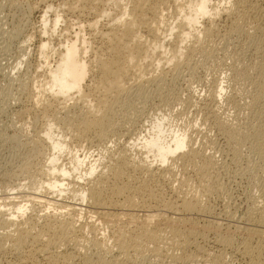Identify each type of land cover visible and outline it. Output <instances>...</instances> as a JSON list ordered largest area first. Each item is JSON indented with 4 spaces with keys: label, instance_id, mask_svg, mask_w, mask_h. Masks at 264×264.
<instances>
[{
    "label": "bare ground",
    "instance_id": "1",
    "mask_svg": "<svg viewBox=\"0 0 264 264\" xmlns=\"http://www.w3.org/2000/svg\"><path fill=\"white\" fill-rule=\"evenodd\" d=\"M85 1L89 0L62 1L56 6L50 2L45 5L41 12L40 31L45 35L49 27H52L51 32H55L61 22L65 23L63 13H73L78 4ZM98 1L102 2L103 0ZM168 3L172 4L174 12L171 11L175 13L174 15L171 11L166 12L169 8ZM112 5L117 11L113 16L109 9L102 5V7L100 6L101 10L94 12V19L86 22L90 29H99L102 42L104 41L105 43H103L106 44L104 50L102 49L103 52L99 55L98 52H95L97 49L92 48L93 44L89 38H85L79 26L78 30H74L72 36L69 35V32L70 37L61 42L57 48L50 46L45 36L40 39L38 51L44 59V63H48V49L57 55L55 63L52 66L48 64L45 70L47 79L44 87L47 96H51L52 102L42 104L43 106L40 107L44 113L48 112V109L53 112L51 119L46 118L47 127L43 134L48 147L51 148V153L47 156V167L41 169V174L48 178L44 181L41 180L40 184L45 183L51 193H57L59 196L67 191L70 192L69 194H74L76 201L66 203V206L70 208V210H66L67 213H71L77 210L78 206L83 205L87 208L86 212H90L94 217L100 219L103 224L109 227V231L116 228L118 223L123 220L131 223L132 226L128 225L130 227L126 230L121 227L123 230H119L120 234L113 235L115 236L112 240L114 243L112 242V246L110 242V247L106 238L108 234L103 236L100 233L97 236L96 232L93 235V231L90 229L92 235L89 234L90 236L86 237L82 234L85 231H81L83 224L77 225L76 219H70L66 213L60 211L48 215L47 213H36L34 216L19 221V217H22L27 210V203L40 198L37 191H29L25 194L29 197L26 199V203L22 204L10 199V205L0 204V214L5 211L3 207L7 205L10 211L6 217L0 218L1 230L4 229L2 233L0 232V253H4L6 250L21 253L28 247L29 251H32H30L31 253L44 255L47 260L55 262L56 257L57 259L58 257L70 258L58 251L61 246L73 245L84 250L81 261L83 260L85 264H264V179L258 189L260 190V203L249 200L247 205L242 203L238 207L235 206L237 210L233 209L234 212L231 209L227 211V209V212L222 214L228 224L226 222L223 224L224 220L221 223L217 216H212V210H209L210 206L209 208L206 207L207 205L203 206L204 201L208 200L212 194L216 193L217 196L221 194L223 184L219 178L221 177L220 169L226 170L228 155H230L231 162L237 166L241 153L247 149V164L246 166L241 164L243 168L240 173L239 171L236 173L249 176V178L256 177L260 171L262 174L264 173V20L260 13L258 0H216L215 2L213 0H130V2L113 1ZM117 8L119 9L117 10ZM49 10L51 11L50 16ZM102 16H106L108 22L98 27L99 18ZM223 17L230 21V25L226 23V31L222 37L224 39L229 36L234 37L231 36L233 33L237 37H242L239 42L243 41V44L245 42V45H248L247 48L250 47L254 50L253 52L261 51L263 60L260 59L261 62H256V68L252 65L254 62L251 64L255 68V70L252 68L254 72L256 71L255 75H250L247 68H245L247 71L237 69L240 72H235V76L240 79V82L248 81L251 86V92L248 91L250 96L247 95L250 99H247L245 104L242 103L244 110L246 107L249 110L247 118L251 121L250 123H253L252 126L255 124L251 129L247 127V124H242L244 126H237L236 130V128L234 129L236 124L234 127L232 126L233 128L229 126L231 119L227 114L228 111L225 113L218 111L221 114L217 113L214 106L220 104V100L225 94V85L221 82H216L213 90L209 89L210 92L205 97L202 95L204 98L198 97L199 107L204 112H208V116H205L213 121L215 129H217L216 132L225 139L226 152L224 151V155L219 157L218 154V156L215 154L217 151L213 152L210 148L209 151H206L202 145L196 146L193 133L197 128L193 125L192 127L187 126L189 129L184 126L173 128L172 115L170 114L176 110L178 104L186 106L196 104L191 96L183 99L178 91H173L175 85L172 81L175 79V74L184 69L181 70L183 66L193 72L192 70L195 68L192 67L193 57L196 54H199L205 62H207L206 59H210L212 51L208 50L210 48L205 49L207 47L203 43L209 42L210 45V42L215 39L216 33L220 32L219 29L217 30L218 20ZM247 23L251 26V31H248L249 27H247L248 30L246 29ZM18 28H15L16 33L19 32ZM223 30L225 29L223 28ZM15 35L17 36V34ZM89 52L90 55H88ZM239 53L241 54V51ZM256 56L255 58H257ZM238 58L241 57L238 56ZM19 64H21V60L10 71L15 68L18 70ZM165 64H167L168 70H164ZM150 65L155 69L147 68ZM157 69H160L161 72L153 75ZM252 69L250 68V70ZM167 75L170 79L167 78ZM170 82L174 86H172L173 89ZM21 83L20 85L24 88V83L22 81ZM147 83L153 84L160 95L167 92L164 101L162 100V105L158 106V111L154 114L155 118L150 121L149 127L145 122H141L139 133L135 137H129L130 140L125 141L121 149L118 147V150L115 151V147L112 152L108 148L111 154L108 153L110 155L107 162L101 161V157L88 161L89 155L86 152V154H78L79 150H75L69 157L68 166L58 164L63 152L71 144L67 143L66 134L65 136L64 134L55 136L57 127L63 125L66 130L70 131L74 140H79L78 142L83 140V142L101 143L102 141L103 143V140L108 138V131L112 133L110 132L112 130L115 133V128L122 121L120 119L119 122L116 121V117L120 118V115H124L131 109H127L126 106L132 105L134 97L143 98L145 96V84ZM35 87V89L42 87V84ZM18 88L21 87L18 86ZM154 93L156 94L155 91ZM146 96L148 95L146 94ZM146 98L144 97V99ZM232 100L234 99L232 98ZM70 101H72V105ZM125 110L127 111L124 112ZM233 118L237 120L241 117L236 114ZM245 121L247 120L245 119ZM62 127L61 131L64 129ZM127 134H129V130ZM205 136L204 134L203 137ZM10 138L16 139L15 136H10ZM36 140L29 143L31 145L29 149L33 153L38 150V145H35ZM74 140L73 142H75ZM110 145L108 143L107 146L110 147ZM129 148L130 152L131 148H135V151L138 150V154L141 152L140 156H137L136 152L133 153L134 155L128 154ZM213 149L215 148L213 147ZM106 156L108 155L106 154ZM25 159L23 162H26L27 159ZM83 165H86L84 170L82 169ZM16 166L12 167L13 169L5 167L6 169L2 170L1 179L5 180L15 176L16 189L21 191L29 184L33 185L36 178L29 174L24 175L30 169L27 163L17 166V172L20 173L16 172ZM237 170L239 169L237 168ZM254 178L251 179L254 180ZM65 180L70 182L67 181L68 183L64 184ZM152 180L156 182L153 184L154 189L151 187L152 182L150 183ZM161 182L167 185V197L161 191L162 187L158 185ZM174 182L177 184L175 187L173 186ZM247 196L249 197V195ZM149 200L157 203L155 204L157 209L153 211L150 209L151 211L146 212L145 216L142 215L140 221V216L137 213L143 210L147 211L146 205L150 206V203H146ZM151 208H154L153 205ZM39 218L42 220L39 221ZM198 220L205 221L211 228L216 229L215 232H217L212 234L211 240L207 234L209 232H206L207 236L203 230L198 228ZM206 223L203 222V224ZM231 228L240 229L242 235L239 233L240 237L235 239L229 233L230 231L228 232ZM206 236L211 242L204 245L207 240ZM89 248L97 249V253L92 256L93 252H89ZM228 248L231 251H228ZM236 257H239L240 262H234Z\"/></svg>",
    "mask_w": 264,
    "mask_h": 264
},
{
    "label": "rangeland",
    "instance_id": "2",
    "mask_svg": "<svg viewBox=\"0 0 264 264\" xmlns=\"http://www.w3.org/2000/svg\"><path fill=\"white\" fill-rule=\"evenodd\" d=\"M45 1L43 0L41 2V0H0V204L4 203V204L10 205L9 202H11V201L19 202L22 204L26 203L27 202L26 199L29 197H27L25 194H27L29 191H35V192L37 191L40 194V198H39L40 201H39V199H36V200H34V202H31V203L28 202L27 203L28 204L27 210H25V214H23L22 217H19V219H18L19 221H23V219L29 218L32 215L34 216V214H36V213H40V214L41 213L42 214L47 213V215H48V214H51L53 212H59L60 211L62 213H66V216L68 218L76 219L77 225L80 223L83 224L81 231L82 232L85 231L82 234L85 235L86 237L87 236L89 237L92 234L95 235L94 233H96V232H97L96 233L97 236H99L100 233H101L100 235L103 234V236L108 234L107 237L106 236L105 237L107 238V241L109 242L108 244H110V242H111V244L113 246V243H114V241H112V240H114L113 237L115 238V236L118 235V233L120 234L121 231H119V230H123V229L126 230L128 227L132 226L131 223H128L127 221L123 220L120 223H118L119 225L116 228H114V229L110 228L111 230L109 231L108 230L109 227H107L105 224H103L100 221V219H97L96 216L94 217V215H92L90 212H86L87 208L83 205L78 206L77 210H74V211L71 210L72 211L71 213H67L66 210L67 209L70 210V208L66 206V203L76 201L74 199L75 198L74 194L71 193L72 194L71 195V194H69L70 192L67 191L68 193L65 192L67 194L61 193L59 196L57 193H55V194L51 193V191L46 188L45 183L40 184V182H42L48 178L46 175L44 176L41 174V171H42L41 169H44L47 167V164H46L47 163V156L49 153H51V148L48 147V144H47L46 140L44 139L43 134H44L45 128L47 127L46 118L48 117L51 119L53 116L52 111H50L48 109V112L44 113V111L42 109H40V107L43 106L42 104L45 105V104L52 102L51 96H47V94H46L47 91L44 87L45 81L47 79L45 70H46L48 64H51V66H52L55 63V61L57 60V55L54 54L51 49H48L47 50L48 63H46V62L44 63V59H42V57L39 54L38 46L40 44V39L45 36L46 40L50 43V46L57 48L61 42L66 40V38H69L70 36H72L74 30H78L77 27L79 26L81 28V30L83 31L85 38H89V40L91 41V44H93V45H91L92 48L94 50L97 49V50H95V52H98L97 54L99 55L103 52L104 46L106 44H104L105 43L104 41H103L104 43L102 42V39H101L100 33H99V29H97L98 31L96 29L95 30H92V28L90 29V27L87 26L86 22L87 21L89 22L90 20L94 19V16H93L94 12L99 11V9L102 7V5L104 8L107 7L113 16L114 14L117 13L114 6L112 5L113 1L130 2V0H103L107 3L103 2V1L102 2L100 1L101 2L100 3L98 0H91V1L89 0V1H85L86 3L85 2H82L81 4L79 3L80 5L78 4V6H77V8H79V9L76 8V10L73 11V13H68V14H67V12L63 13L64 14L63 19H65V23L61 22L59 27H57L55 32H53V33L51 32L52 27H49L47 33L44 35V33L42 31H40V28L42 26L41 12H42V9H44L43 7H45V5L49 4L50 2L56 6V4L57 5L61 4L62 1L63 2L64 1L71 2L72 0H45ZM215 1L216 0H213V2H215ZM258 4H259V7L261 9L260 13L262 14L263 20H264V0H258ZM168 5L167 6L169 8H167L166 12L167 11L170 12L171 10L174 12L172 4L168 3ZM118 9L119 8H117V10ZM173 12H172V14L174 15L175 13H173ZM48 14L50 16V14H51L50 10L48 11ZM170 15H171V13H170ZM173 15H171V16H173ZM106 19H107L106 16H102L101 18H99L98 27H101L105 23H107L108 20H106ZM229 22L230 21L225 19L224 17L219 19L217 30L219 29L220 32L218 31L219 33H216L217 35L214 37L215 39L210 42V45H209V42H206L207 44L203 43V45H205V47H207L205 49L210 48L208 50L212 51L210 59L209 58L206 59L207 62H205V60L202 57H200L199 54H196L193 57V61H194L193 64H195L194 66L192 64V67H195L194 70H192L193 72H191V69L188 70L187 67L183 66L181 68V70L183 68L184 69L182 71H180V73H176L175 79H173V81H172L173 84L175 85V87L173 86L172 82H170L171 87L172 86L174 87V89L172 87L173 91L174 90L178 91V93L181 94L180 96L181 97L183 96L182 97L183 99L188 97V96H191L196 101L195 102L196 104L194 106H192V105L186 106L184 104H182L183 106L181 104H178L176 106V110L174 112H171V114H170V115H172L171 118L173 120L172 121V127L177 128V127L184 126L185 128L189 129L188 127H192V125H193L195 128H197L196 132L193 133V136L195 137L196 146L202 145L203 147L206 148V151H209L208 150L209 148L213 152L217 151L215 154H216V156L219 155V157L222 154L224 155V151L226 152L225 139L222 138L216 132L217 129H215L216 127L214 126L213 121H211L210 119H208V117L205 116V115L208 116V112L205 111L207 113L206 114L204 112V110H202L199 107L200 103H199L198 97L201 96L200 98H204L205 95H207L210 92V90L211 91L213 90V86L216 84V82H218V81L221 82L222 84L225 85V91H224L225 94H224V97L221 99L223 101L220 100V104L214 106L217 113L221 114V112H223V111H224L223 113L228 111L227 114H229V116H230L229 119H231L230 121L232 123L231 124L229 122V124H230L229 126L234 127V125L236 124V126L234 127V129L236 128V130L238 129L237 126L238 127L244 126L242 124H245V125L247 124V127L249 129H251L252 127L255 126V124H254V126H252L253 123H250L251 121L247 118V116L249 114V110L247 109V107L244 110V105L242 104L245 101H248L247 99H250L249 96H250V92H251L250 91L251 86H249L250 84L248 81L244 82V80H242L243 82L242 81L240 82L239 81L240 79H238L235 76L236 75L235 72L239 73L240 71H247L248 70L250 75H255L256 71L254 72V70L257 66V63L259 61L261 62L263 60L262 55H261L262 54L261 51L258 52L259 50H256V52H253L254 51L253 49H251L250 47L247 48L248 45L246 44L247 45L246 46L245 42H244V44L242 43L243 41L239 42L240 38H242V37H239V36L237 37V35L234 33L231 35L234 37L229 36L230 38L228 37L227 39H224L222 37L226 31V27H227L226 23H227V25L228 24L230 25ZM248 24L249 23H247L246 24L247 26L245 25V27H246V29H247V27H249L248 29H250V30H248V29L247 30L251 31V28H250L251 26ZM15 28L16 29L18 28V30H19L18 33H16L17 30H15ZM223 28L225 30H223ZM69 32H70V34H69ZM41 33H43V34H41ZM15 34H17V36ZM94 34H96V35H94ZM241 40H243V39H241ZM263 47H264V45H263ZM240 48H241V50H239ZM236 51L238 53H239V51H241V54L239 53V55H237L238 53ZM93 53H94V51H93ZM253 53H255V54H253ZM256 53H258V54H256ZM91 54H92V51H91ZM88 55H90V52L88 53ZM238 56L241 58H238ZM255 56L257 58H255ZM255 59L257 61H254ZM260 59H262V60H260ZM19 60H21V64H19L17 66L18 70L15 68L12 71H10L11 68L13 66H15V64ZM234 60L236 63L234 62ZM253 62L254 63L257 62V63L254 64ZM251 64L253 66L256 65L255 68ZM249 65H251V66L249 67ZM150 66H147V68L152 69L153 67L152 66L150 67ZM166 67H168L167 64H165L163 66L164 70L167 69ZM226 67H227V69H226ZM233 67H236V68L234 69ZM245 68H247V70ZM250 68L251 69L253 68L254 70L252 69L253 70L252 71V70H250ZM153 69H155V68H153ZM237 69L240 71H238ZM157 70H155L153 75L161 72L160 69H157ZM181 72H182V74H181ZM190 76H192V77H190ZM234 76L236 77V80H235ZM12 77H13V79H17V80H13ZM168 77H169V75H167V78ZM176 78H178V79H176ZM11 79L13 82L11 81ZM168 79H170V77ZM21 81L24 83V88L20 85V84H22ZM39 84L40 85L42 84V87H38L37 88L38 90L35 89L36 88L35 86H38ZM18 86H20L21 88H18ZM146 86H147V88H146ZM151 88H152V90H151ZM153 88H154L153 84H151V85H150V83L145 84V90H146L145 93L148 96H146V94H145V96H143V98L142 97H140V98L134 97L132 100V105L130 107H128V105L126 106L127 109H129V108H131V109L128 111L127 110L124 111V112L127 111L130 114L134 113L135 115L133 114L134 116L133 115L130 116V114L126 112V113H124V115H122V116L120 115V118H119V116L116 117V121L119 122L120 120H122L119 122V124L121 123L120 127L118 124V126L115 128V133L112 130H110V132L114 133L115 136H112L114 134L109 133V131H108V138L104 139L103 143H102V141H101V143L98 142V143H100V144H98L96 141L92 143L90 141H85V140H84L85 142H83V140H80V142H78L79 140H77V141L74 140V138L71 136L70 131L66 130V128L63 125H62L63 127L62 126L61 127H62V129L64 128L63 130H66L64 132H63V130L61 131V127H57L55 129V136H60L61 134H64V136H65V134H66V141L68 140L67 143L69 145L70 144L72 145V146L68 145L69 147L63 152L61 158L59 159L58 164H60V165L64 164V165L68 166L69 165V157L72 156V154H73L72 152H74L75 150H79L78 154H84L86 152L87 155H89L88 161H90V160L92 161L93 159H97V158L101 157L100 158L101 161L107 162L109 159V155L111 154V151L109 149H111L112 152L114 151L115 147L117 148V149L115 148V151L118 150V147H119V149H121L123 147L122 145H124L125 141L130 140L129 137L130 138L135 137L136 134L139 133V131H140L139 125H141V122L142 123L145 122L146 126L149 127L150 121H152L155 118L154 114L156 113V111H158V106L162 105V103L164 101L165 93H167V92H163V94L160 95L157 93L155 88L154 89ZM44 90H45V93H44ZM154 91L156 92L157 95L154 93ZM248 91H250V92H248ZM234 94H236V95H234ZM202 95H204V97ZM247 95H249V96H247ZM158 96L161 98H159ZM144 97L145 98L148 97V98L144 99ZM232 98L234 100L231 101ZM140 99L141 100L144 99V100H142V102H141ZM196 99L198 100V102ZM233 101H235V102H233ZM71 103H72V101H70V104ZM238 103H239L240 109H239ZM233 105H235V106H233ZM132 108H134V109H132ZM131 110L134 112H132ZM218 111H221V112H218ZM239 112H241V113H239ZM42 114L45 115L44 116L45 118L41 116ZM236 114H239V117H241L240 118L241 121H240V119H237L239 121L238 122L236 119L233 118V116H235ZM244 114H245V116H244ZM203 116L207 119L206 121H205V118ZM122 118H125V119H122ZM243 119H244V121H243ZM245 119L247 121H245ZM210 123H213V124H210ZM210 125L214 128V130ZM190 129H192V128H190ZM128 130H129V134H127ZM124 132H125V134H124ZM142 134H143V132H142ZM200 134H202V135H200ZM204 134L206 135L205 137H203ZM10 136H15L16 139L12 140V138H10ZM237 136H239V135H237ZM36 137H38V138H36ZM9 138H10V140H9ZM109 138H110V140H109ZM29 139H31L29 141V143L31 141L37 139L35 141V143H36L35 145H38L37 146L38 150L36 151L37 153L35 151L33 153V151L31 149H29V147L31 146L28 143ZM73 140L75 142H73ZM25 141H26V143H25ZM38 141H39V143H38ZM106 141H107V144L105 143ZM198 142H200V143H198ZM104 143L106 144L105 146H107L108 143L111 145H110V147H108V146L105 147ZM205 143H207V144H205ZM24 144H27L28 146L27 145L24 146ZM213 147L215 149H213ZM131 149H132L131 152H130V148L127 151L128 154L134 155L136 152L137 156H140L139 154H141V152L138 154L137 153L138 150L135 151V148L134 149L131 148ZM244 149H246V148H244ZM106 150H109V152L108 151L106 152ZM245 151H246V153H245ZM243 152L244 153H241L242 155H240V157L238 159V161L239 160L240 161L237 163V166H236V164L231 162L230 155L227 156V158H229V160H228L229 162L227 161V163H226L227 164L226 170L220 169V172L222 173V174L220 173V176L222 178L221 177H219V178L223 184L222 185L223 187L221 189V194H219L220 196H217V194L214 193L208 198V200L204 201L203 206L207 205L206 207H208V208L210 206L209 210L210 209L212 210L211 215L212 216L214 215V217L217 216L218 219H220L221 223L223 222L222 220H224L223 214H225V211L227 209H228L227 211H229V209L237 210L236 208L238 207V205H242V203H243V205L244 204L247 205L251 200H253L254 202H258V204H259L260 200H261L260 193H259L260 190H258V189L260 188V185L262 184V180L264 179V173L262 174V171H260V173H258V175H257L258 177L253 176L250 178H249V176L239 174L241 168H243V167H241V164H243L245 166L247 164L246 163L247 162L246 158H248L247 149L243 150ZM108 153H110V154H108ZM106 154L108 156H106ZM102 155H104V156H102ZM23 158L27 159V160L25 159L26 162H23L24 161ZM225 158H226V156H225ZM22 162L24 164L27 163V165H29L28 167H30V169H29L26 166L29 170L27 173H24V175L29 174V175H32L33 177L35 176L34 178H36V179L34 180L33 185L29 184L26 187L22 188L20 191L18 188L16 189L15 176H13L12 178H8V179L4 180V179H1V175L3 173L2 170H5L6 168L7 169H13L15 167V165H17V166L21 165V164L23 165ZM28 163H30L31 166ZM17 166L15 168L16 172L18 171ZM85 166L86 165H83V167H82L83 170H84ZM237 168L239 170H237ZM38 170H39V172H38ZM236 171H239V173L238 172L236 173ZM17 173H20V172H17ZM40 175H42V176H40ZM251 178H254V180ZM235 180H237V181H235ZM67 181H69V180H65L64 184H67L68 183ZM151 182H152L151 187L153 188L154 187L153 184H156V182H154L153 180L150 181V183ZM256 183H258L257 184L258 186L256 185ZM158 185H160V187H162L160 189L164 193V196L167 197L168 196V189H167L166 183L161 182V184H158ZM176 185H177L176 182H174L173 186L175 187ZM41 186H43V187H41ZM70 186H71V184H70ZM70 186H68V187H70ZM248 186H250V187H248ZM26 188H27V190H26ZM255 190H256V192H255ZM23 192H25V193H23ZM246 194L249 195V197ZM250 194H251V198H250ZM10 195H11V197H10ZM164 196H163V198H164ZM10 199H11V201H10ZM6 200H8V201H6ZM149 203H150V206L149 205L148 206L150 208L146 205L147 211H144V210L139 211L138 210L139 212L137 214L140 216L139 217L140 221L142 220V218H141L142 215L145 216V214H147L146 212H150L151 210L153 211V210L157 209V205H155L157 203H155V201L151 202V200H149V201H147L146 204H149ZM207 203H209V204H207ZM8 205L3 207L5 211L3 210L4 212L0 214V218L6 217L8 215V212H10L8 210V208H9ZM30 205H31V207H30ZM152 205L154 208H151ZM159 206H158V208H159ZM235 206H237V207H235ZM75 211H76V213H75ZM233 212H234V210H233ZM237 214L239 215V212ZM20 218H22V219L20 220ZM41 220H42V218H39V221H41ZM140 221H138V222H140ZM203 222L206 223L205 221L198 220L197 226L200 230L204 231V234H206V232H209V233H207L209 236L207 234L206 235L209 238L211 237L210 238V240H211L213 238L212 234L216 233L217 231L215 232L216 229L211 228V226H209L207 223L203 224ZM225 222H226V224H228L227 220H224L223 224H225ZM201 224L204 227H202ZM94 225H95V227H93ZM128 225H130V226H128ZM206 225H208L207 228H206ZM121 227L122 228L124 227V228L122 229ZM208 227H209V229H208ZM1 229L2 228L0 227V232L2 233L4 231V229L3 230H1ZM90 229H92L93 233ZM208 230H210V231H208ZM239 230L240 229L237 230V229L231 228V230L229 229L228 232L230 231L229 233H231V235L234 236L236 239V238L240 237V235H238L239 233H241V235H242V232ZM5 231H6V229H5ZM113 231H115V232H113ZM237 231H239V232H237ZM85 233L86 234L88 233V235H86ZM90 233H92V234H90ZM113 235H115V236H113ZM207 236H206V239H207L206 243H204V241H203L204 245H207L208 243L210 244V242H211ZM111 244H110V247H111ZM74 247L75 246H73V245L61 246L58 249V251L63 255L66 254L65 256L68 255L70 258L68 259V258L58 257V259H59L58 260L56 257V261H57V262L55 261L56 263L54 261L47 260L44 255H41L38 253H31L32 251L30 250L31 251L30 252L28 247H27V250L25 248L21 253L20 252L14 253L10 250H8V251L6 250L4 253L3 252L0 253V264H85V262L83 260L81 261L82 255L84 254V250H81L82 248L78 249V248H76V247L74 248ZM77 250H79V252H77ZM88 250L91 253L93 252L91 254L92 256H94V254L97 253V249L89 248ZM227 250L231 251L230 248H228ZM72 258H74V259L72 260ZM63 259H66V260H63ZM238 259H239V257H236L234 262H236V263L240 262V260H238Z\"/></svg>",
    "mask_w": 264,
    "mask_h": 264
}]
</instances>
